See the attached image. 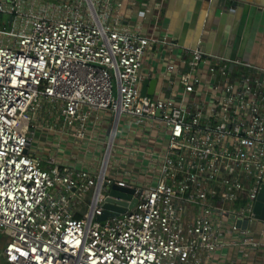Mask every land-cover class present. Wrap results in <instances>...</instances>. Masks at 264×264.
<instances>
[{
    "label": "built area",
    "instance_id": "obj_1",
    "mask_svg": "<svg viewBox=\"0 0 264 264\" xmlns=\"http://www.w3.org/2000/svg\"><path fill=\"white\" fill-rule=\"evenodd\" d=\"M32 1L0 2V264H220L264 246V67L183 47L182 68L166 65L180 96L143 95L147 49L178 42L107 25L109 0ZM45 106L81 138L103 113L166 129L153 184L111 174L110 146L98 171L43 167L31 148ZM113 184L137 203L100 220Z\"/></svg>",
    "mask_w": 264,
    "mask_h": 264
},
{
    "label": "crops",
    "instance_id": "obj_2",
    "mask_svg": "<svg viewBox=\"0 0 264 264\" xmlns=\"http://www.w3.org/2000/svg\"><path fill=\"white\" fill-rule=\"evenodd\" d=\"M31 1L22 0V6L29 7ZM63 1L36 0L34 3L38 9L42 6L48 9ZM109 3L111 9L104 20L107 25L141 31L181 45L171 49L167 43H159L147 49L141 67V87L145 79H156L157 82L149 95L180 96L183 88L179 84L173 88L169 86L166 65L174 62L182 68L183 47L240 57L264 67V0H109ZM203 88L204 85L197 92ZM39 117L33 130L31 150L43 167L48 168L51 165L49 159L54 157L61 165L85 166L98 171L104 152L110 146L111 174L120 171L135 185L153 184L157 163L169 140L163 127L128 115L115 120L111 114L103 113L99 120L94 116L90 118L87 135L81 138L65 127L59 116L54 117L48 112L46 120L42 111ZM42 137L47 142L42 141ZM84 211L85 208H81L77 216H82ZM218 258L220 264H264V246L253 251L247 259H242L238 248L218 254Z\"/></svg>",
    "mask_w": 264,
    "mask_h": 264
},
{
    "label": "water",
    "instance_id": "obj_3",
    "mask_svg": "<svg viewBox=\"0 0 264 264\" xmlns=\"http://www.w3.org/2000/svg\"><path fill=\"white\" fill-rule=\"evenodd\" d=\"M3 18L12 19V17L9 18L7 15H4ZM156 83V79H145L142 87V94L145 95L147 93H152L153 89H155ZM134 192V188L113 184L108 196L104 200L103 207L105 210L98 218L104 220L109 216L126 212L128 208H134L137 203V199L133 198ZM129 200H131V202H129ZM255 212L259 219L264 220V184L258 194V199L255 204ZM237 225L246 227L247 221L239 220Z\"/></svg>",
    "mask_w": 264,
    "mask_h": 264
},
{
    "label": "rangeland",
    "instance_id": "obj_4",
    "mask_svg": "<svg viewBox=\"0 0 264 264\" xmlns=\"http://www.w3.org/2000/svg\"><path fill=\"white\" fill-rule=\"evenodd\" d=\"M3 24L9 26L8 19H2V18H0V25H3ZM49 110H50V108L48 106L44 107V110H43L44 119H46L48 117ZM49 115H51V114H49ZM45 128H46V130H49V126H46ZM47 133H48V131H46V134L45 135H47ZM41 139H42V141L47 142V139H45L43 137ZM90 157H91V155H90ZM131 165L132 164H130L129 166H131ZM1 236H2V232H0V252L2 251V248H3L4 244H5V241L4 240H1Z\"/></svg>",
    "mask_w": 264,
    "mask_h": 264
}]
</instances>
